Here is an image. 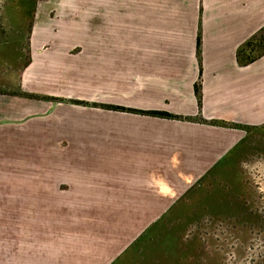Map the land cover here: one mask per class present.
Wrapping results in <instances>:
<instances>
[{"label": "crops", "instance_id": "obj_1", "mask_svg": "<svg viewBox=\"0 0 264 264\" xmlns=\"http://www.w3.org/2000/svg\"><path fill=\"white\" fill-rule=\"evenodd\" d=\"M76 19L98 23L83 33L97 42L82 46L94 80L76 76L75 42L60 40L74 38ZM262 26L264 0H0V264H130L160 225L197 218L208 172L245 137L211 122L264 124V56L236 61ZM95 100L181 120L104 109L91 124L92 111L69 102ZM163 240L159 264L202 261L197 239Z\"/></svg>", "mask_w": 264, "mask_h": 264}, {"label": "rangeland", "instance_id": "obj_2", "mask_svg": "<svg viewBox=\"0 0 264 264\" xmlns=\"http://www.w3.org/2000/svg\"><path fill=\"white\" fill-rule=\"evenodd\" d=\"M67 24L70 22H60L59 27L65 28ZM71 25L74 26V38L63 37L60 40L63 44L67 40L75 42L74 49L68 55L73 57L71 62L76 69V76L80 78L91 76L92 80L97 79L98 64H92V69L85 68L89 53L88 49L83 51L82 46L88 47L91 40L97 42L98 39L83 38V33L84 30H88L87 27L98 29V23L76 19ZM129 39H122V43L130 44ZM111 40L112 43L116 39ZM9 49L10 57L7 61L14 64L12 60L14 48L11 45ZM26 57L29 61L28 54ZM83 83L86 82L76 79V93L83 94ZM89 87V93H98L99 85L93 84ZM28 98L42 99L36 95H28ZM93 103L96 105H74L76 109L85 108L92 111L89 119L91 124H101L103 117L100 119L98 117L100 114L94 113L104 110L100 106L103 102L95 100ZM106 115L107 124L114 125L116 116L111 112H107ZM77 121L81 123L82 119L76 117ZM250 137L244 138L225 158L224 171L223 166L213 173V180L214 178L218 180L219 177L220 181L202 183V192L200 191V196L197 197L200 204V207L196 208L197 218L183 219L179 227L173 223L160 225L156 230L157 235L151 240H144L138 248L131 251L128 255L130 264H159L156 258L160 257L163 249V238L172 241L181 239L186 249L189 248L187 243L197 239L202 245L203 255L202 261L198 264H264V131H255ZM189 212V209H183L180 214L185 215ZM176 216L178 215L170 214L169 218ZM171 264L174 262L171 261Z\"/></svg>", "mask_w": 264, "mask_h": 264}, {"label": "trees", "instance_id": "obj_3", "mask_svg": "<svg viewBox=\"0 0 264 264\" xmlns=\"http://www.w3.org/2000/svg\"><path fill=\"white\" fill-rule=\"evenodd\" d=\"M195 54H196V59L197 63L199 66V76L198 80L194 84V95L197 101V106L200 109L201 108V98H202V93H201V62H202V57H201V30L200 27L197 31L196 35V47H195ZM264 56V26H262L258 31H256L251 37H249L246 41H244L236 50V61L239 66L244 67L247 66L261 57ZM53 102H62L61 99H51ZM72 104H78L82 106H95V103H87V102H82V101H69ZM102 109L108 110V111H114V112H123V113H128V114H137V115H145V116H151V117H156V118H161V119H171V120H181V117L175 116L172 114H169L164 111H143V110H137V109H132V108H126V107H121V106H115V105H100ZM192 120V119H190ZM194 120V119H193ZM198 121L202 123H206V121L202 120L201 118H198ZM211 124L215 126H229L234 129H240L245 132V137L244 138H251L250 134L255 133V131H264V124L259 127H253V126H245V125H236V124H231L227 125L221 122H211ZM226 161V159L224 160ZM224 166L223 161L220 162L218 165L214 166L208 173L210 175H213L216 170H219ZM225 167H223V171L225 170ZM215 180V181H214ZM213 182L220 181L219 177L218 180L214 178Z\"/></svg>", "mask_w": 264, "mask_h": 264}]
</instances>
